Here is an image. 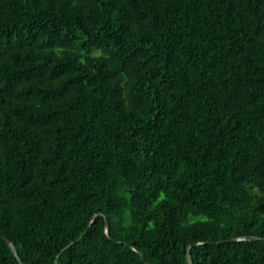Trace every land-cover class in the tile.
<instances>
[{
	"label": "trees",
	"instance_id": "trees-1",
	"mask_svg": "<svg viewBox=\"0 0 264 264\" xmlns=\"http://www.w3.org/2000/svg\"><path fill=\"white\" fill-rule=\"evenodd\" d=\"M188 252L264 264V0H0V264Z\"/></svg>",
	"mask_w": 264,
	"mask_h": 264
},
{
	"label": "water",
	"instance_id": "water-1",
	"mask_svg": "<svg viewBox=\"0 0 264 264\" xmlns=\"http://www.w3.org/2000/svg\"><path fill=\"white\" fill-rule=\"evenodd\" d=\"M99 215L95 216L92 221L98 217ZM109 233V219L106 218V234L108 235ZM109 236V235H108ZM4 240L6 241V243L11 247V249L13 250L15 256L19 259V256H18V253L16 251V248H15V245L13 243H11L8 239L4 238ZM233 241H239V239H233V240H225V241H213V242H209V244H220V243H228V242H233ZM201 244H197V246H199ZM135 250V249H134ZM141 258L143 259V261L146 263V264H149L147 262V260L141 255ZM188 261H189V264H194L193 262V259H192V256L191 254L188 252Z\"/></svg>",
	"mask_w": 264,
	"mask_h": 264
}]
</instances>
